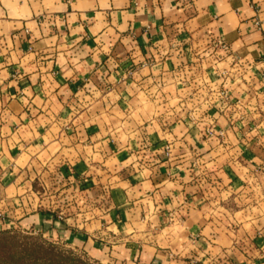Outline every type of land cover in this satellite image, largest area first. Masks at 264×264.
<instances>
[{"label": "crops", "instance_id": "0c3cea01", "mask_svg": "<svg viewBox=\"0 0 264 264\" xmlns=\"http://www.w3.org/2000/svg\"><path fill=\"white\" fill-rule=\"evenodd\" d=\"M51 166L67 210L34 186ZM259 181L264 0H0V229L132 264H264V208L235 202Z\"/></svg>", "mask_w": 264, "mask_h": 264}, {"label": "rangeland", "instance_id": "374dc122", "mask_svg": "<svg viewBox=\"0 0 264 264\" xmlns=\"http://www.w3.org/2000/svg\"><path fill=\"white\" fill-rule=\"evenodd\" d=\"M95 97H98V95L96 94ZM96 99L97 98H94V100H92L94 101L91 105L92 109L101 105V101ZM150 106L152 107V105ZM192 168L194 169L195 166ZM45 170L51 174H48L50 177L49 181L46 176L44 177L45 180L43 178H36L38 183H35L34 186L39 188L41 192L46 191L43 199L46 207H52L54 204H58V208L62 207L63 210H67V206L70 207L68 203L71 199H69V197L74 192L68 190V183L63 185L64 177H62V175L61 177H56L61 185L60 183H52L51 176L54 167H45ZM193 172H196V170L194 169ZM253 185L254 186L248 190L249 195L247 194L245 198L243 197L240 201L235 202L239 204L237 206L238 208L239 206H244V203H246V205H253L254 211L252 212L258 213L261 207L255 206L256 204L261 203L260 206L264 208V203H262L264 198L261 199V195H264V183L259 181L253 183ZM222 190H224V187ZM54 194L55 201L53 202L52 195ZM104 194L105 191H95L94 195L89 196L87 199L89 206L94 209L104 205L106 201V199L102 197ZM249 197H252L253 199H248ZM71 205H74V203ZM76 205H78L79 209L80 206H84V203L77 202ZM64 213H66V211ZM2 215H4L3 212ZM2 215L0 216V219L3 217ZM250 215L251 214H248L247 217H254ZM171 217L173 218L174 216ZM237 217L243 218L244 216L237 214V216L232 218L237 219ZM96 237H93L94 240H96ZM112 244L113 242L110 243V245ZM245 246H247V244ZM246 250L250 252L252 251L249 247H247ZM212 252L213 250L210 249L206 254L209 258V263L217 262L220 264H234L229 258L225 256L217 258L218 255ZM109 253L111 254L109 256L110 258H102L99 256L100 253L92 251V249L86 245H72L67 241L58 240L57 238H54V236L44 235L42 232L36 230H28L19 227H5L0 229V264H132V262L127 261V255L120 249L112 248L109 250ZM218 260H220V262H218Z\"/></svg>", "mask_w": 264, "mask_h": 264}, {"label": "built area", "instance_id": "2783aa9c", "mask_svg": "<svg viewBox=\"0 0 264 264\" xmlns=\"http://www.w3.org/2000/svg\"><path fill=\"white\" fill-rule=\"evenodd\" d=\"M216 45V46H215ZM215 47H216V49L218 48V49H222V50H224L225 48H226V43H224V42H222V41H217L216 43H215ZM221 74H222V76H226V74H227V72H226V70H224V71H222L221 72ZM207 132L209 133V135H217V136H223L224 135V130L223 129H220V130H214L213 128H209L208 130H207ZM2 215V212L0 211V216ZM3 216V215H2Z\"/></svg>", "mask_w": 264, "mask_h": 264}]
</instances>
